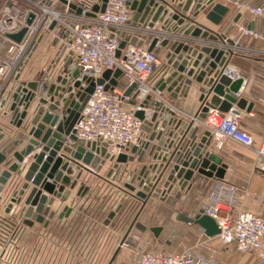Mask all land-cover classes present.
Wrapping results in <instances>:
<instances>
[{
    "label": "water",
    "instance_id": "water-1",
    "mask_svg": "<svg viewBox=\"0 0 264 264\" xmlns=\"http://www.w3.org/2000/svg\"><path fill=\"white\" fill-rule=\"evenodd\" d=\"M195 1L192 6L194 0H126L134 11L133 18L127 23L148 28V31H122L120 47L128 42L142 46L151 36L148 49L159 53L164 66L152 87L155 94H148L141 103L143 108L135 112L143 121V140L140 144L125 147V151L118 156L110 155L106 144L78 138L74 126L96 83L109 80L105 85L107 89L117 86L122 74L120 69H107L101 77L93 80L81 76L78 68L70 69L68 60L60 66V50L39 79H22L25 67L21 69L16 77L18 85L9 95L12 101L8 110L0 112L9 115L10 123L22 128L23 133L28 135L27 145L21 150L16 148L23 139H16L9 146L0 148V200L1 192L14 174H22L24 179L20 188L13 191L6 212H10L15 204L23 203L24 208L20 213L23 224H49L56 214L52 209L56 199L67 201L76 188L79 197L88 192L89 185L84 181V169L88 166L96 168L100 175L113 181L124 163L135 160L142 163L136 170L129 171L124 187L142 198L143 206L148 197L154 196L175 207L183 192L191 188L190 182L196 173L218 179L225 177L228 166L215 152L211 132L201 130L200 124L196 123L206 119L210 108L226 112L235 105L251 112L254 102L241 95L244 79H232L224 72L229 65L231 50L203 42L187 43L181 37L170 35H191L215 42L233 43L232 39L197 21L198 16L206 11V19L220 25L230 7L217 0ZM59 7L63 8V5ZM28 21L31 22V19ZM158 23L159 28L156 27ZM25 31L26 28H23L12 37L20 40ZM53 45H56V41ZM136 87L135 83L132 84L125 94L130 96ZM195 91L199 92L201 104L196 117L187 121L172 109V101L167 96L191 100ZM6 103L4 99L2 107ZM33 103L35 105L31 109ZM131 103L136 104L137 100ZM145 108L153 109L150 119L145 117ZM27 118V123H24ZM4 137L5 133L0 127V147ZM147 155L154 162L144 163ZM28 157L32 161L25 169L22 163ZM120 208L121 205L109 213L106 224ZM72 211V206L65 205L58 217H68ZM180 218L199 225L209 237L220 233L217 220L200 208L193 207ZM162 230V226L148 228L136 216L119 246L132 245L146 253ZM175 234L173 231L172 236ZM119 250L120 247L109 264H118L115 257Z\"/></svg>",
    "mask_w": 264,
    "mask_h": 264
},
{
    "label": "built area",
    "instance_id": "built-area-1",
    "mask_svg": "<svg viewBox=\"0 0 264 264\" xmlns=\"http://www.w3.org/2000/svg\"><path fill=\"white\" fill-rule=\"evenodd\" d=\"M223 3L233 6L237 12L259 16L264 22V3L254 5L244 0H225ZM133 16L134 11L126 0H0V112L3 100H7L17 87L16 77L21 69L25 67L26 70L39 44L47 38L56 41L55 46L61 51L60 64L68 60L70 69L78 68L81 76L97 80L107 69L122 71L113 88L105 87L109 80L96 83L74 126L76 136L106 144L107 152L112 156L123 153L129 145L140 144L143 121L135 112L143 108L141 103L148 94H155L153 78L158 76L164 61L148 46L128 42L120 47L122 31H148V28L128 24ZM231 24L238 27V35L231 38L233 43L212 40L205 43L231 50L230 58L242 54L264 60V30L238 25L235 19ZM23 28L26 31L20 40L12 37ZM256 41L259 42L257 46L253 44ZM224 72L232 79L243 78L245 82L242 73L229 65ZM134 83L137 87L127 96L126 89ZM134 99L136 104L131 103ZM125 103L131 104L132 109ZM145 109V117L150 119L153 109ZM241 121L242 111L233 105L226 112L210 108L205 124L219 146L233 140L250 148L256 155L257 168L264 174V142L256 145L253 136L242 128ZM92 171L97 172L96 168ZM242 189L247 191L246 186ZM237 191L236 184L221 185L219 192L200 209L217 220L218 238L264 264V214L245 209L235 211ZM19 227L20 223L9 229V223L0 215V264H7L5 256L10 252L11 243L18 238ZM208 239L210 237L202 228L199 240L183 251L172 254L141 252L132 264H217L215 255L206 252Z\"/></svg>",
    "mask_w": 264,
    "mask_h": 264
},
{
    "label": "crops",
    "instance_id": "crops-1",
    "mask_svg": "<svg viewBox=\"0 0 264 264\" xmlns=\"http://www.w3.org/2000/svg\"><path fill=\"white\" fill-rule=\"evenodd\" d=\"M224 2L225 0H217ZM254 5L264 3V0H244ZM196 1L192 3L194 5ZM240 14V15H239ZM238 17V25L254 27L258 30H264L263 19L254 16L249 12H237L230 5V11L224 17L220 25H216L206 19V11L202 12L197 21L207 28L214 29L226 38H235L238 35V27L233 26L231 21ZM157 28L160 27L158 23ZM187 43L209 42V39L193 37L191 35L179 34ZM47 40V41H46ZM49 39H44L39 46L47 44ZM151 36L144 42V46H149ZM255 46L259 45L256 41ZM39 48V47H38ZM23 73L22 79H39L28 77L26 75L31 61ZM164 61V60H163ZM229 66L242 73L245 77L241 95L254 102L251 112L242 111L241 126L250 133L256 145L264 142V60L242 54H234L229 60ZM158 77V76H157ZM157 77L153 82L157 80ZM18 85V84H17ZM16 85V86H17ZM172 109L176 111L179 117L190 121L196 117L201 102L199 101V92L195 91L194 97L189 100L178 97L173 99ZM11 97L7 96V103L1 109L2 112L8 110ZM35 103L32 104L31 109ZM125 106L132 109V105L125 103ZM31 109L29 111H31ZM31 112H29L28 118ZM0 127L3 128L5 137L2 140L4 148L12 144L16 139H23L16 150H21L27 145L28 135L23 133L22 128H17L10 123V116L0 113ZM28 118L24 121L27 123ZM201 130L207 129L205 119L200 121ZM250 148L245 145L228 140L222 146L215 141V152L219 154L227 164V170L223 179L206 177L196 173L191 180V188L184 191L182 197L175 207H171L159 197L150 196L143 206L144 200L137 197L124 187L126 177L131 169L136 170L142 163L137 160L126 162L117 176L116 180H111L99 174H92L84 170V178L89 185L88 192L79 197L76 195L77 188L67 201L56 199L52 209L56 214L51 218L49 224L36 222L33 226H27L22 223L20 213L24 204H15L10 212H6L7 204L14 190L20 188L23 183V175L14 174L12 180L4 187L1 192L0 215L4 222L9 223V229H13L20 223L18 229V238L11 243L12 248L5 256L7 264H109L116 249L120 247L115 261L118 264H132L141 251L132 245H122V238L125 235L130 224L136 216L148 228L162 226L163 230L157 241L151 245L150 251L156 254H172L183 251L185 248L194 245L200 238L202 227L195 223H189L180 218L181 215H187L193 207L200 208L207 203L213 194L220 190V186L226 187L229 184L238 186V202L235 211L241 209L250 210L257 214H264V174L257 168L256 155H250ZM127 154H130L129 152ZM32 161L31 157L26 158L22 163L25 169ZM154 162L147 155L144 163ZM3 169V168H1ZM24 169V170H25ZM247 187V191L242 189ZM111 189L110 195L106 197L107 190ZM112 189L114 191H112ZM106 197V202L100 204ZM100 202L98 209L89 208L92 204ZM70 205L73 211L68 217L60 219L59 213L63 206ZM119 205L121 208L117 211L109 224L105 221L111 211ZM142 208V209H141ZM141 209V210H140ZM176 232L174 236L172 233ZM206 252L213 253L217 259V264H260L256 257L248 258L234 254V246L223 242L217 236L210 237L207 240ZM236 248V247H235Z\"/></svg>",
    "mask_w": 264,
    "mask_h": 264
},
{
    "label": "rangeland",
    "instance_id": "rangeland-1",
    "mask_svg": "<svg viewBox=\"0 0 264 264\" xmlns=\"http://www.w3.org/2000/svg\"><path fill=\"white\" fill-rule=\"evenodd\" d=\"M45 43L42 44L41 46H39V48L37 49L38 51L36 52L34 58L32 59L31 65L28 68V71L26 73V75L28 77L41 78V76L43 75V73L47 69V66H48L50 60L57 57L58 47L53 45V41H48L47 44H45ZM60 66H61V64H60ZM0 119H3V118H0ZM246 153H249L250 155H254V152L252 150H249V149H248V152L246 151ZM84 181H85V178H84ZM112 191H114V190L112 189ZM110 192H111V189L109 191L107 190L106 197H108V195H110ZM106 197L104 198V200L101 201V203L97 201L95 204H92L89 208L98 209L100 204L102 205L103 203L106 202ZM231 245L234 246L233 244H231ZM11 249L12 248L10 247V250ZM233 250H234L235 255H240V256L248 257V258L254 257L251 254L239 252L235 248V246H234Z\"/></svg>",
    "mask_w": 264,
    "mask_h": 264
},
{
    "label": "bare ground",
    "instance_id": "bare-ground-1",
    "mask_svg": "<svg viewBox=\"0 0 264 264\" xmlns=\"http://www.w3.org/2000/svg\"><path fill=\"white\" fill-rule=\"evenodd\" d=\"M85 170V169H84ZM87 171H89L90 173H92V174H99V171L97 170V172L96 173H94L93 171H92V167H90V166H88V168L86 169Z\"/></svg>",
    "mask_w": 264,
    "mask_h": 264
}]
</instances>
